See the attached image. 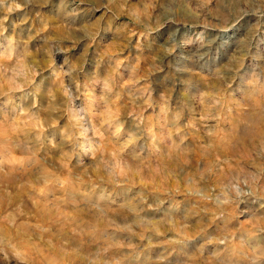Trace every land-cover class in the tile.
I'll return each instance as SVG.
<instances>
[{
    "label": "rangeland",
    "instance_id": "1",
    "mask_svg": "<svg viewBox=\"0 0 264 264\" xmlns=\"http://www.w3.org/2000/svg\"><path fill=\"white\" fill-rule=\"evenodd\" d=\"M0 264H264V0H0Z\"/></svg>",
    "mask_w": 264,
    "mask_h": 264
}]
</instances>
